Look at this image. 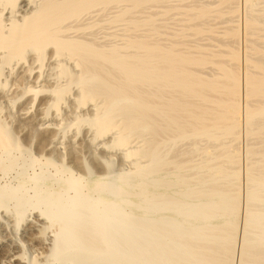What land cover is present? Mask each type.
Listing matches in <instances>:
<instances>
[{
  "label": "bare ground",
  "instance_id": "bare-ground-1",
  "mask_svg": "<svg viewBox=\"0 0 264 264\" xmlns=\"http://www.w3.org/2000/svg\"><path fill=\"white\" fill-rule=\"evenodd\" d=\"M182 1L0 0V264H264V0Z\"/></svg>",
  "mask_w": 264,
  "mask_h": 264
},
{
  "label": "rangeland",
  "instance_id": "rangeland-1",
  "mask_svg": "<svg viewBox=\"0 0 264 264\" xmlns=\"http://www.w3.org/2000/svg\"><path fill=\"white\" fill-rule=\"evenodd\" d=\"M193 1H195V0H183L182 2H180L179 4L180 5H184V6H187L188 4H190L191 2H193ZM197 1V0H196ZM198 1H200V3H202V4H213V3H215V1L216 0H198ZM237 2H238V5L240 6L239 7V15H238V17H237V14H236V17H235V19L237 20H239L238 21V23L240 24V27H239V29H240V34H242L243 33V26H242V17H241V13H242V5H243V1L242 0H237ZM152 5V4H151ZM152 6H155V4H153ZM149 7H151V6H149ZM222 10H223V8H222ZM149 12H150V10H148ZM147 11V12H148ZM176 20L177 19H175V20H172V24H174V26H176ZM212 26H211V32L210 33H206V34H204L203 36H202V40H199L200 42H201V44L202 43H204V44H212V43H214V42H216V41H218V40H221L222 39V34L221 33H219V32H222V30H223V28H225V27H227V26H229L230 25V23H222V20H212L211 22H209ZM237 24V23H236ZM209 36V37H208ZM197 38H195V37H193L192 35H188V36H186L185 38H184V42L185 43H191L192 41H194V40H196ZM199 39V38H198ZM238 50H239V53H240V55H242L243 54V52H244V48H243V42L240 40V42H239V45H238ZM199 70H201V68H198ZM203 71H205V72H208V73H215L216 72V70H215V67L214 66H211V65H208L206 68H203L202 69ZM27 101H29V100H27ZM37 102V101H36ZM34 103V106L35 107H37V105H35V104H37V103ZM25 105V104H24ZM24 105H22V107L24 106ZM39 107V106H38ZM69 113L71 112V111H68ZM68 112L66 111L65 113H67L68 114ZM64 113V114H65ZM71 114V113H70ZM70 114H69V116H70ZM64 117V116H63ZM71 117V116H70ZM68 118L67 117V121H68V123H70L72 120V118ZM29 124H31V123H29ZM32 125V124H31ZM73 128V127H72ZM46 131V130H45ZM49 132V133H48ZM53 131L52 130H47L46 132H45V135H43V138H44V140H46V139H48V138H50L51 137V135L53 134L52 133ZM30 131H28V132H26L25 134H22V136L20 137V135L21 134H19V138H21L20 139V141H23L22 143H24L25 145L24 146H26V147H29L30 148V150H31V153L37 158V159H40V161H44V157H46L47 156V153H49L50 155H51V157H52V159H54L55 157L57 158L58 156H57V152L55 151H53V150H51V151H53L52 153H51V151L49 150L50 149V147L49 148H46L44 151H42L41 149H40V147L42 146V144L40 145V143H43V142H39L38 143V145L37 144H35V143H37V140L39 139L40 140V138H37V136H38V133L37 132H33L34 134H32V133H30ZM51 133V134H50ZM72 133V131L69 133V134H71ZM32 134V135H31ZM50 135V136H49ZM39 137V136H38ZM48 137V138H47ZM79 137H81V134L79 135ZM24 138V139H23ZM25 138H26V140H25ZM42 138V139H43ZM31 139V140H30ZM81 139L82 138H80V141L79 142H81ZM38 140V141H39ZM43 141V140H42ZM27 143H29V145L27 144ZM84 143V142H83ZM250 143V141L248 140V139H245V138H243L242 137V132L240 131V133H239V138H238V140H237V144H236V146H237V148H238V150H239V153L241 154L242 152H243V150L245 149V147L248 145ZM27 144V145H26ZM84 145H82V146H80L79 148H77V149H81V151H82V154H80L81 152H78V150H75L76 151V153H74L76 156L75 157H70V158H72L71 160L70 159H67V157H64L65 159H64V161L63 162H61V163H64L66 166H68V167H71L73 170H75V175H77V174H79V175H84V173H86V166L85 165H88V166H90L91 165V163H92V157H95V156H97L98 154L97 153H94L96 150L94 149L95 147H93V149L94 150H92V149H90V150H88V151H92V152H89L90 154L91 153H93V154H89L88 155V151H87V149H84V148H82ZM42 148V147H41ZM76 149V148H75ZM85 150V151H83V150ZM47 150L49 151V152H47ZM39 151V152H38ZM41 151V152H40ZM45 151H46V154H45ZM79 153V156H78V153ZM83 152H85V154L83 153ZM97 152V151H96ZM43 155L44 154V156L42 157H40L39 155H41V154ZM39 154V155H38ZM52 154H55L56 156H54V155H52ZM95 154H97V155H95ZM108 155L110 154V153H107ZM113 153H111L110 155H112ZM59 155V154H58ZM81 155H83V159H82V156ZM109 155V156H110ZM49 156V155H48ZM66 156H68V158H69V155H66ZM120 154H114V156L113 157H115V161H113V162H115V164H113V169H114V167L116 168L115 170H117V169H119L120 170V168H121V166H122V164H125V162L123 163V161L121 160V159H119L120 158ZM55 158V159H56ZM85 158V159H84ZM54 159V160H55ZM66 159L68 160V161H66ZM58 160H59V162H58ZM86 162H85V161ZM122 161V162H120L119 163V161ZM60 161H62V159H57V163L59 164L60 163ZM67 162V163H66ZM60 163V164H61ZM85 163H87V164H85ZM93 163H94V159H93ZM92 163V164H93ZM127 164H128V162H126ZM121 164V165H120ZM243 164H245V158H244V155H242L241 156V165L243 166ZM94 165V164H93ZM93 165H91L90 166V169L92 168V167H95V166H93ZM126 165V164H125ZM129 165V164H128ZM128 165H126L127 167H128ZM105 167V166H104ZM33 169H34V171H36V172H38L39 171V165H38V163H36V164H34L33 165V168H28V170H27V173H29V174H31L32 172H33ZM49 170H50V172L53 174L54 173V170H52V168H49ZM91 171H93L92 169H91ZM94 171H96V172H98L97 171V169L96 170H94ZM118 171V170H117ZM96 174H98V173H96ZM78 175V176H79ZM0 176H1V180H0V183H1V185H3V184H13V185H15L16 184V181L15 180H13V177L12 176H14V172L13 173H10L9 175H8V177L7 176H2V174H0ZM11 177H12V179H11ZM9 182V183H8ZM13 182V183H12ZM244 186V184H242V187ZM243 194V188L241 189V195ZM242 207H243V201H241L240 202V210H239V216H238V218H237V221H238V226H240V221H241V218H242ZM238 228H240V227H238ZM238 233V235H239V232H237Z\"/></svg>",
  "mask_w": 264,
  "mask_h": 264
}]
</instances>
